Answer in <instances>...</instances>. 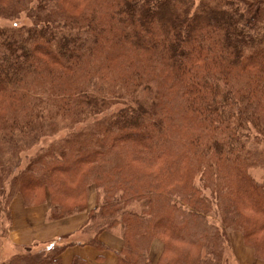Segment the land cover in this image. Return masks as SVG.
<instances>
[{
    "label": "trees",
    "instance_id": "obj_1",
    "mask_svg": "<svg viewBox=\"0 0 264 264\" xmlns=\"http://www.w3.org/2000/svg\"><path fill=\"white\" fill-rule=\"evenodd\" d=\"M0 20V239L17 195L87 213L82 242L1 264L100 260L117 227L116 264L154 241L155 264H225L231 232L264 262V0H0Z\"/></svg>",
    "mask_w": 264,
    "mask_h": 264
},
{
    "label": "crops",
    "instance_id": "obj_2",
    "mask_svg": "<svg viewBox=\"0 0 264 264\" xmlns=\"http://www.w3.org/2000/svg\"><path fill=\"white\" fill-rule=\"evenodd\" d=\"M94 204V193L90 192L89 210L93 208ZM47 211V205L25 207L21 197H16L10 206V242L14 245L28 246L36 242L53 240L77 232L87 218V213H81L63 220L49 222L46 219ZM103 234L100 236V240L103 244L109 246V243L102 240ZM231 243L237 264H264L256 261L250 250L243 248L241 238L237 234L231 236ZM119 248L120 246L117 247V249ZM99 255L101 253L90 246H74L71 249L67 248L62 253L61 264H71L74 256L85 259L86 264H116V256L108 251L102 253L103 256L100 260L97 259Z\"/></svg>",
    "mask_w": 264,
    "mask_h": 264
},
{
    "label": "rangeland",
    "instance_id": "obj_3",
    "mask_svg": "<svg viewBox=\"0 0 264 264\" xmlns=\"http://www.w3.org/2000/svg\"><path fill=\"white\" fill-rule=\"evenodd\" d=\"M17 23V22H16ZM18 24H19V21H18ZM0 25H6V26H11V25H14V23L12 21H6V20H0ZM66 132H59L57 134V138H61L63 137V135H65ZM49 139V138H47ZM44 144L47 143V142H50V140H43L42 141ZM40 146V145H39ZM30 152V151H29ZM33 152V151H32ZM252 175L256 178V179H259L261 177V174L262 172H260L259 170H255V171H252L251 172ZM92 192V191H91ZM16 197H21L20 195H17ZM94 198H95V195H94ZM81 227V226H80ZM234 234H237L240 238H241V242H242V246L243 248H246L248 250L251 251L252 255H253V251L252 249L246 247L244 244H243V240H242V237L240 235V233L238 232H231L229 234V238H230V247L225 251V264H237V261L235 259V255H234V252H233V248L231 246V236L234 235ZM69 235V234H68ZM8 237H9V231H8ZM85 237L82 236L80 233L75 232V233H71V235L68 237V240L69 241H73V242H82V240L84 239ZM103 241L109 243L108 245L111 247H109V250L108 252L115 255V252L118 251L119 249H117L118 246L121 247V243H122V240H121V230L119 227L117 228H114L110 231H107L103 234V237H102ZM12 243L10 242L9 238L8 239H0V261H3L6 259V257H8L10 254H12L15 250L14 247H12L11 245ZM111 244V245H110ZM75 246H78V247H82V246H79V245H75ZM74 246H71V247H68V249L70 248H73ZM161 250H162V244L160 241H154L152 246H151V249H150V260L152 262V264H155L157 259H158V256L160 255L161 253ZM116 256V255H115ZM254 257V256H253ZM116 258V257H115ZM255 259V258H254ZM256 261H259V262H263V261H260L259 259H255ZM70 262V259L68 260ZM264 263V262H263ZM1 264V263H0Z\"/></svg>",
    "mask_w": 264,
    "mask_h": 264
}]
</instances>
